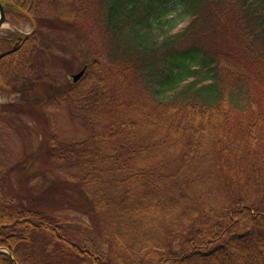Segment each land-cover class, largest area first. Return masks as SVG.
Masks as SVG:
<instances>
[{"label": "trees", "instance_id": "1", "mask_svg": "<svg viewBox=\"0 0 264 264\" xmlns=\"http://www.w3.org/2000/svg\"><path fill=\"white\" fill-rule=\"evenodd\" d=\"M0 1L40 27L0 60V95L38 94L56 49L46 29L83 35L96 57L46 105L74 104L90 135L51 137L40 162L79 197L91 234L70 236L46 194L0 186V264H264V0H52L48 24L42 0Z\"/></svg>", "mask_w": 264, "mask_h": 264}, {"label": "rangeland", "instance_id": "2", "mask_svg": "<svg viewBox=\"0 0 264 264\" xmlns=\"http://www.w3.org/2000/svg\"><path fill=\"white\" fill-rule=\"evenodd\" d=\"M37 9L47 24L59 14L57 5L53 4L52 0H42L38 3ZM10 21L11 23L4 25L0 31V41L5 38L10 43L0 54L11 49L17 37L30 34L34 29L27 18H22L14 12L10 14ZM188 23L189 20L180 24L175 31L181 30ZM55 32L45 30L47 39L43 42L54 45L56 49L48 52L46 57L48 65L42 72L45 77L37 86L38 94L32 91L31 96L22 98L18 93L0 95V102L4 106V115L0 120V173H3L0 186L4 193L11 191L23 193L29 186L36 195L46 194L43 200L44 209L57 216L62 226L70 229V236L80 242L92 230V220L86 215L83 207H80V199L77 195H65L59 188L62 173L61 176L56 171L53 173L54 168L43 167L40 162L45 158L51 137H58L67 143H75L86 140L90 135L83 118L84 112H80L74 104L56 107L49 105L46 107V105L49 101L47 98L50 88L71 87L70 77L86 67L89 69L96 57L89 43L77 44L83 35L61 40ZM94 39L95 42L102 41L99 34H94ZM7 63L10 61H3V65ZM21 69L14 71L15 81L20 87L29 86V82L24 81L25 74ZM77 90L85 91L84 82L75 88V91ZM39 97L45 101L43 105ZM43 173L48 175L45 178L39 177L41 175L38 174L43 175Z\"/></svg>", "mask_w": 264, "mask_h": 264}, {"label": "water", "instance_id": "3", "mask_svg": "<svg viewBox=\"0 0 264 264\" xmlns=\"http://www.w3.org/2000/svg\"><path fill=\"white\" fill-rule=\"evenodd\" d=\"M7 7L16 8L17 10H19V11H21L22 13H24L25 15H27V16L32 20V22L34 23V26H35V28H36V23H35L34 20L32 19L31 15H30L29 13H27L25 10H23L22 8H19V7L15 6V5H13V4H10V3L4 5L2 2H0V30L3 28V26H4L5 22H6V8H7ZM33 33H34V32H33ZM33 33H32V34H33ZM32 34H29V35H27V36L29 37V36L32 35ZM17 49H18V47H15L13 50H11V51H9V52H7V53L0 54V59H1L2 57H4V56L8 55V54H11V53L17 51ZM85 72H86V69L82 70V71H81L80 73H78V74L73 75V76H72L73 82H74V83L79 82V81L82 79V77L84 76Z\"/></svg>", "mask_w": 264, "mask_h": 264}, {"label": "flooded vegetation", "instance_id": "4", "mask_svg": "<svg viewBox=\"0 0 264 264\" xmlns=\"http://www.w3.org/2000/svg\"><path fill=\"white\" fill-rule=\"evenodd\" d=\"M8 16H9V14H7V18H8ZM15 43H17V39H16V42Z\"/></svg>", "mask_w": 264, "mask_h": 264}]
</instances>
